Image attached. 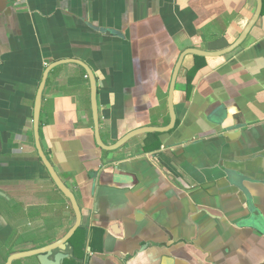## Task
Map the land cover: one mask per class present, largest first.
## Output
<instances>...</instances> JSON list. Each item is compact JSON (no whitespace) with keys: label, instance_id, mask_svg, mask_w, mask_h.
Wrapping results in <instances>:
<instances>
[{"label":"crops","instance_id":"0c3cea01","mask_svg":"<svg viewBox=\"0 0 264 264\" xmlns=\"http://www.w3.org/2000/svg\"><path fill=\"white\" fill-rule=\"evenodd\" d=\"M255 6L0 0V264L58 240L75 221L35 146L33 107L45 68L63 59L89 66L100 137L111 145L133 129L166 125L180 53L227 47ZM196 56L183 57L176 78L174 128L112 150L95 141L85 70L67 62L49 71L39 142L80 210L78 264H264V0L241 44ZM64 252L65 260L73 255L69 240Z\"/></svg>","mask_w":264,"mask_h":264},{"label":"water","instance_id":"95a60500","mask_svg":"<svg viewBox=\"0 0 264 264\" xmlns=\"http://www.w3.org/2000/svg\"><path fill=\"white\" fill-rule=\"evenodd\" d=\"M261 9H262V0H256L255 10L251 18L249 19L247 25L242 29L237 39L233 43L228 45L227 47L221 50H218V51H202L198 49L188 48V49L183 50L180 53V55L178 56L174 64L171 77H170V81H169V85H168L167 110H168L169 118H168V123L166 125L158 126V127H154V126L148 127L147 126V127H139V128L133 129L127 132L126 134H124L121 138L116 140L111 145H104L100 137L99 114H98V106H97V99H96V95H97L96 79H95L93 72L89 68V66H87L84 62H82L79 59H63V60L54 61L51 64H49L43 72L41 81L36 91L35 100H34L33 118H32L34 140H35V146H36L38 155L41 158V161L44 164L45 168L47 169L54 184L62 192V194L69 200L71 208L75 215V221H74V224L71 226V228L66 232V234H64L58 240L50 244H47L45 246L35 248L32 250L12 253L7 257L5 264H12V261L16 258H26V257H31V256H36L39 264H61L62 261L68 257V254L64 252L66 249L68 240L73 235V233L75 232V230L78 228L80 224L81 214H80V210H79L76 198L74 194L72 193V191L62 182V180L59 178V176L55 172L52 164L44 155L41 149V146H40V142H39V115H40V108H41V97H42V92H43V88H44L47 75L51 69H53L55 66L62 64V63L73 62V63L78 64L85 70L86 75L89 80V86H90V110H91V117H92V122H93V131H94L95 141L97 145H99L103 149H107V150L116 149L122 146L129 139H131L132 137L136 135L146 133V132H166V131L173 129L176 123V113H175V109L173 105L174 88H175L176 78L178 76V72H179L183 57L187 54H194V55L205 56V57H214V56H219V55L232 51L239 44H241L242 41L245 39L249 30L251 29V27L254 25V23L260 16Z\"/></svg>","mask_w":264,"mask_h":264},{"label":"trees","instance_id":"16d2710c","mask_svg":"<svg viewBox=\"0 0 264 264\" xmlns=\"http://www.w3.org/2000/svg\"><path fill=\"white\" fill-rule=\"evenodd\" d=\"M196 58H201V57L196 56ZM187 80H188V87H189L190 74L187 76ZM153 134L156 135L157 133H153ZM81 232H82V228L79 225L78 228L73 233V235L69 238L70 245L72 246L73 255H72V257H70L66 260L64 259L63 264H78L77 257L82 255L83 245H84V242H83L84 240H82L80 243H77V241L79 240V236H80Z\"/></svg>","mask_w":264,"mask_h":264}]
</instances>
